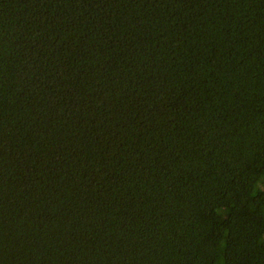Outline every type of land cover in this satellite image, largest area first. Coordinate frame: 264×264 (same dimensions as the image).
<instances>
[{
	"label": "trees",
	"instance_id": "obj_1",
	"mask_svg": "<svg viewBox=\"0 0 264 264\" xmlns=\"http://www.w3.org/2000/svg\"><path fill=\"white\" fill-rule=\"evenodd\" d=\"M0 264H264V0H0Z\"/></svg>",
	"mask_w": 264,
	"mask_h": 264
}]
</instances>
